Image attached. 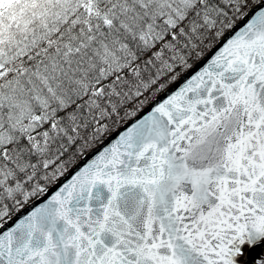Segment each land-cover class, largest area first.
Instances as JSON below:
<instances>
[{"label": "snow or ice", "instance_id": "obj_1", "mask_svg": "<svg viewBox=\"0 0 264 264\" xmlns=\"http://www.w3.org/2000/svg\"><path fill=\"white\" fill-rule=\"evenodd\" d=\"M0 264H264V0H0Z\"/></svg>", "mask_w": 264, "mask_h": 264}, {"label": "water", "instance_id": "obj_2", "mask_svg": "<svg viewBox=\"0 0 264 264\" xmlns=\"http://www.w3.org/2000/svg\"><path fill=\"white\" fill-rule=\"evenodd\" d=\"M240 24L243 23V21L239 22ZM218 46V44H216L205 56H204V60H199L193 67V69L187 71L184 75H182L177 81L176 83H174L172 86H170L167 90H165L163 93H161L155 100H153V102L155 101H159L162 100L163 98L166 97L167 94H170L174 89H177V86L181 85V82L185 80L186 77H189L190 75H192L195 71L200 70L202 68V66H206V61H208L214 54V52L216 51V47ZM152 107V104L150 103L149 105H147L141 112L140 114H138L135 118H132L131 120H129L128 122H126L121 128H119L118 130L114 131L112 134H110L108 137H106L104 139V141L99 144L98 146H96L95 148H93L92 150H90L85 156H89L90 153L92 152H96L99 148H101L102 146L108 145L110 142L114 143L115 142V138H117V132H122L128 125L132 124L133 121L135 119H139L142 116L146 115L148 113V111L150 110V108ZM84 161V157L76 164L77 166L79 164H81ZM72 170H70L71 173Z\"/></svg>", "mask_w": 264, "mask_h": 264}, {"label": "trees", "instance_id": "obj_3", "mask_svg": "<svg viewBox=\"0 0 264 264\" xmlns=\"http://www.w3.org/2000/svg\"><path fill=\"white\" fill-rule=\"evenodd\" d=\"M214 45H215V44H214ZM208 50H209V49H204V54H205ZM196 61H197V60H193V61H190V63L194 64ZM177 71L179 72L180 70L178 69ZM183 73H184V72H181L180 75L183 74ZM170 85H171V84H170ZM170 85H169V86H170ZM169 86H168V87H169ZM160 93H161V92H160ZM157 95H158V94H157ZM157 95H156V96H157ZM156 96H155V97H156ZM155 97L149 96V99L152 100V99H154ZM126 121H127V120H126ZM124 122H125V121H122L118 126H115V127L113 128L112 131H114L115 129H117V128H118L119 126H121ZM112 131H111V132H112ZM111 132H109V133H111ZM109 133H108V134H109ZM108 134H107V135H108ZM107 135H106V136H107ZM106 136H105V137H106ZM105 137H104V138H105ZM104 138H103V139H104ZM92 148H93V147H92ZM81 158H82V157H78V158H77V161H79ZM77 161H76V163H77Z\"/></svg>", "mask_w": 264, "mask_h": 264}]
</instances>
